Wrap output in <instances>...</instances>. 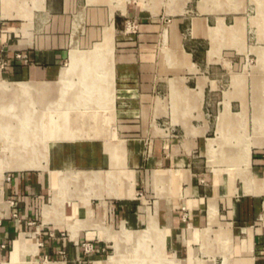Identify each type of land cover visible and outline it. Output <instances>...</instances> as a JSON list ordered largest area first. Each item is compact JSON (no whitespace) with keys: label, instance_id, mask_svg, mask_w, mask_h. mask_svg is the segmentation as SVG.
Instances as JSON below:
<instances>
[{"label":"crops","instance_id":"1","mask_svg":"<svg viewBox=\"0 0 264 264\" xmlns=\"http://www.w3.org/2000/svg\"><path fill=\"white\" fill-rule=\"evenodd\" d=\"M82 2L0 0V81L20 93L28 92L24 84L47 82L48 119L53 106H61L65 82L95 75L82 88L99 92L94 104L106 106L107 122L117 125V131L109 125L104 137L80 143L48 137L47 148L38 146L39 161L31 159L30 149L18 150L8 165L4 159L11 153L0 152L10 154L0 161V264H264V147H251L245 162L247 148L264 142V135L235 145L232 116L224 110L214 117L202 112L228 106L220 96L214 100L212 83L205 77L203 83L197 81L196 73L176 76L148 66L152 55L147 43L154 38L142 16L139 34H121L125 8L117 18L110 9L109 27L119 34L117 55L112 37L111 57L94 53L106 64L90 70L69 67L75 50L68 54V33L80 17L85 19ZM3 91L5 103L14 99L13 92ZM165 106L178 107L180 115L168 118L174 127L160 133L156 126L168 119L158 116V107ZM116 107L138 110L117 114ZM94 114L91 122H100L101 114ZM261 122L259 118L257 128ZM76 169L94 170L87 183L90 196L63 202L61 182L63 203L51 214L57 180L51 173ZM6 170H11L8 176ZM67 202H83L70 213L75 225L62 220L67 210L59 212ZM83 244L93 251L85 253Z\"/></svg>","mask_w":264,"mask_h":264},{"label":"rangeland","instance_id":"2","mask_svg":"<svg viewBox=\"0 0 264 264\" xmlns=\"http://www.w3.org/2000/svg\"><path fill=\"white\" fill-rule=\"evenodd\" d=\"M81 5L86 7L85 19L80 17L75 25L70 27L68 54L73 49L74 52L78 51L77 53L88 56L102 49L101 54L106 52V56L111 57L112 42L108 39L113 37V54L116 56L117 51L120 50L117 37L119 34L117 29L109 27V17L112 12L110 9L115 10L114 14L117 18L122 13L119 10L125 8L124 15L127 17L123 18L121 34L125 36L139 34L142 16V20L147 25L148 34L154 38L152 42L147 43L149 55H152L147 59L148 66L164 68L176 76L185 72L196 73L197 81L201 78L203 83L205 77L212 83L217 90L213 93V98H216L214 100L219 99L220 96L226 100L228 106H210L205 111L202 108V112L214 117L219 110H224V113L231 115L229 125L234 126L233 129L237 133V139L232 141L235 145L237 143L247 145L253 137L259 134L264 135V122L260 124V130L263 133H257L256 124L259 118L264 121V0H83ZM127 21H129L128 26H126ZM95 54L97 55L98 51ZM85 60L78 63L80 69L85 70ZM106 62L102 58L94 59L93 67L104 65ZM65 63L67 65L68 61L66 60ZM199 74L202 76L199 77ZM75 77L71 82H65L61 106H53V116L48 119L47 98L44 97V93L47 92V82L34 87L24 84L28 92L20 93L7 82L0 81V83L8 84L9 87L3 92H13L14 97L8 103L0 97V103L8 108L7 120L11 135L9 142H13L12 147L6 151L11 153V157L9 153L5 156L0 153V161L10 157L4 159L10 165L12 158L17 154L15 151L29 149L35 156V158H29L39 161L38 146L47 148L48 137L53 140L75 138V142L80 143L90 141L97 135L104 137L109 125L117 131V125L107 122L108 108L98 107L93 102L99 92L96 89L82 88L85 83L91 81L90 78H95V75ZM77 85L82 90L77 89ZM100 85L104 87L103 84ZM257 95H259L260 105L257 104ZM159 109L158 116L161 118L168 119L171 116L180 115L179 108L175 106L158 107ZM116 110L118 114V111H137L138 109L116 107ZM152 110H156V107ZM94 113L101 114L98 117L100 122H91ZM55 116L63 117V122L59 120L51 122L50 119ZM84 117L89 121L86 122ZM29 126L36 130L38 138L33 133L29 134L31 144L22 146L14 138L23 136L25 134L23 130L28 129ZM172 127L174 125L169 122V119L156 126L160 133L163 130L167 133ZM41 128L47 133L41 132L39 130ZM65 131L66 135H64ZM103 140L106 141L107 138ZM255 144L256 141L250 144V148L257 147ZM250 148H247L245 157L249 154ZM18 155L23 158L24 153ZM49 157V154L45 152V162L42 161V164L44 162L48 166ZM4 165L7 166V164ZM6 171L4 175L8 176L11 170ZM91 171L94 170L76 169L57 174L51 173L62 178L63 202L76 196H79V200L82 196H90L91 185L87 183L91 184V179L93 180L95 176ZM108 181L112 186L113 182ZM103 182V184L107 183L105 179ZM94 196H97L96 192ZM56 203H54L55 206L61 204ZM81 204L83 202L62 204L64 207L59 209V212L67 210L65 214L63 213L62 220L75 225L76 218L70 213L76 212L74 208ZM57 206L52 209L51 214L56 212Z\"/></svg>","mask_w":264,"mask_h":264},{"label":"bare ground","instance_id":"3","mask_svg":"<svg viewBox=\"0 0 264 264\" xmlns=\"http://www.w3.org/2000/svg\"><path fill=\"white\" fill-rule=\"evenodd\" d=\"M98 51V53H101L102 49H99V50H96L95 53ZM85 60V69H89V67H93V63H94V59H95V54L94 53H90L88 56H85L83 54H80V53H77V52H71V55H70V60H69V67H77L78 66V63L82 60ZM98 66V65H97ZM8 84L6 83H0V91L1 90H8ZM23 90H26L25 87H21ZM38 90V89H37ZM17 92V90H16ZM10 108V107H9ZM47 108V107H46ZM7 117H8V108L4 106H1V103H0V152L2 153H5L7 151V149L11 148L12 145H13V142H9V125H8V120H7ZM44 119V118H43ZM42 121H46V120H43ZM27 123V122H26ZM45 123V122H44ZM259 129L260 126L258 127ZM257 128V129H258ZM22 129V128H21ZM30 129V131L34 134V136L36 138H38V135H36V130H33L30 126L28 129H25V135L23 138H20V140L18 141V143H21L22 146H28L31 144V136L29 134H32L30 131L27 132L28 130ZM41 132H46L45 130H43L42 128L39 129ZM259 141H263V140H259ZM12 144V145H11ZM41 144V143H40ZM45 144V143H44ZM46 145V144H45ZM251 146V145H250ZM249 146V148H250ZM255 146L257 147H264V142H256ZM26 149V148H25ZM250 150V149H249ZM247 151V150H246ZM16 152V151H15ZM18 153V151H17ZM27 153V152H26ZM248 155L249 154H246V157H245V160L246 162H248ZM38 156V155H37ZM37 158V157H36ZM35 165H38L37 162H34L32 166H35ZM54 180H56V177H53ZM62 182V178H58L57 177V180H56V183L54 184V187H55V190H54V203H58L60 201V195H61V192H60V183ZM67 186V185H66ZM56 203V204H57ZM55 205V204H54ZM53 207V205H52ZM51 207V208H52ZM54 208V207H53ZM23 242V240L21 239L20 241H18L16 244H15V247H14V250H13V255H12V258L14 260L17 252L19 251V249L22 247L21 246V243Z\"/></svg>","mask_w":264,"mask_h":264},{"label":"built area","instance_id":"4","mask_svg":"<svg viewBox=\"0 0 264 264\" xmlns=\"http://www.w3.org/2000/svg\"><path fill=\"white\" fill-rule=\"evenodd\" d=\"M129 25V21L126 22V26ZM4 64L1 65V67H3ZM260 220H264V212L260 215ZM83 249L85 253H91L93 251L92 247L90 245H83Z\"/></svg>","mask_w":264,"mask_h":264}]
</instances>
